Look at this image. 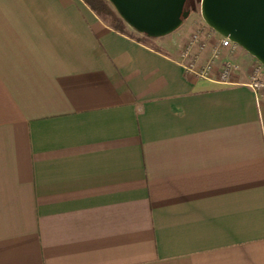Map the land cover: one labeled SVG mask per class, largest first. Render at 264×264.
<instances>
[{
  "label": "crops",
  "instance_id": "crops-1",
  "mask_svg": "<svg viewBox=\"0 0 264 264\" xmlns=\"http://www.w3.org/2000/svg\"><path fill=\"white\" fill-rule=\"evenodd\" d=\"M192 13L151 37L0 0V264H264V92ZM215 52L238 83L183 67Z\"/></svg>",
  "mask_w": 264,
  "mask_h": 264
},
{
  "label": "water",
  "instance_id": "water-1",
  "mask_svg": "<svg viewBox=\"0 0 264 264\" xmlns=\"http://www.w3.org/2000/svg\"><path fill=\"white\" fill-rule=\"evenodd\" d=\"M107 1L128 26L151 37L173 31L190 13L186 0ZM199 13L264 66V0H199Z\"/></svg>",
  "mask_w": 264,
  "mask_h": 264
},
{
  "label": "built area",
  "instance_id": "built-area-1",
  "mask_svg": "<svg viewBox=\"0 0 264 264\" xmlns=\"http://www.w3.org/2000/svg\"><path fill=\"white\" fill-rule=\"evenodd\" d=\"M195 38L196 34L193 35V40ZM219 42L223 46L230 47V49H233L236 44L227 36L223 35H220ZM189 51L190 45L185 48L183 56H190ZM216 56L217 52H215L210 59L203 62H198L195 57H192L183 63V67L189 73H192L200 78H206L227 84L238 83L236 76L240 71V65L232 60H224L218 69L216 76H214V57ZM245 84L257 93L264 92V66L257 59L250 63L247 70V80L245 81Z\"/></svg>",
  "mask_w": 264,
  "mask_h": 264
},
{
  "label": "trees",
  "instance_id": "trees-1",
  "mask_svg": "<svg viewBox=\"0 0 264 264\" xmlns=\"http://www.w3.org/2000/svg\"><path fill=\"white\" fill-rule=\"evenodd\" d=\"M101 18L121 32H127V24L107 4L106 0H84ZM194 3H190V12L194 11Z\"/></svg>",
  "mask_w": 264,
  "mask_h": 264
},
{
  "label": "rangeland",
  "instance_id": "rangeland-1",
  "mask_svg": "<svg viewBox=\"0 0 264 264\" xmlns=\"http://www.w3.org/2000/svg\"><path fill=\"white\" fill-rule=\"evenodd\" d=\"M107 1V0H106ZM190 3H194V5H195V9H194V11H191L190 13H189V17H191L192 15H193V13L192 12H198L199 13V0H186L185 1V8H188V9H190ZM107 4H108V6L117 14V12L115 11V9L112 7V5L107 1ZM118 15V14H117ZM187 16V17H188ZM235 47H236V51L237 50H240L242 53H244V54H247V56H248V58H249V60L251 61V62H253V61H255L256 59L251 55V54H249L244 48H242L240 45H238V44H235Z\"/></svg>",
  "mask_w": 264,
  "mask_h": 264
}]
</instances>
